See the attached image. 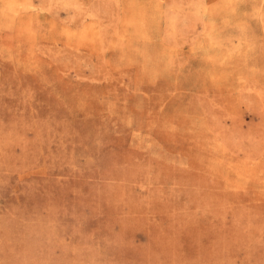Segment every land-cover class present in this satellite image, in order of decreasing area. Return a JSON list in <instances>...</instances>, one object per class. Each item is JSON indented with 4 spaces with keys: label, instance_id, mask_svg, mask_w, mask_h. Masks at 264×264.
I'll return each instance as SVG.
<instances>
[{
    "label": "rangeland",
    "instance_id": "1",
    "mask_svg": "<svg viewBox=\"0 0 264 264\" xmlns=\"http://www.w3.org/2000/svg\"><path fill=\"white\" fill-rule=\"evenodd\" d=\"M0 264H264V0H0Z\"/></svg>",
    "mask_w": 264,
    "mask_h": 264
}]
</instances>
